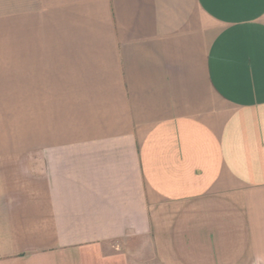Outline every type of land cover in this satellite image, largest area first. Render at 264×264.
<instances>
[{
  "label": "crops",
  "instance_id": "1",
  "mask_svg": "<svg viewBox=\"0 0 264 264\" xmlns=\"http://www.w3.org/2000/svg\"><path fill=\"white\" fill-rule=\"evenodd\" d=\"M0 264H264V0H0Z\"/></svg>",
  "mask_w": 264,
  "mask_h": 264
}]
</instances>
